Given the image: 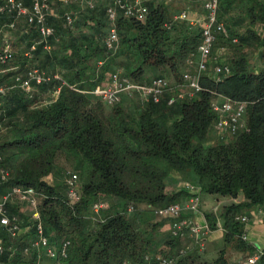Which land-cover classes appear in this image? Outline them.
<instances>
[{
    "label": "trees",
    "instance_id": "1",
    "mask_svg": "<svg viewBox=\"0 0 264 264\" xmlns=\"http://www.w3.org/2000/svg\"><path fill=\"white\" fill-rule=\"evenodd\" d=\"M30 1L22 0L25 6ZM85 1H92L93 7L80 0H50L47 24L55 30L51 37L43 39L35 26L25 24L24 49L30 56L18 57L20 77L0 99L3 166L11 169L12 155L19 162L1 188L36 191L44 235L52 245L70 242L65 264H145V256L174 254L182 245L171 237L170 221L149 225L140 213L143 209L153 214L189 195L185 187L166 191V180L173 177L199 194L241 196L243 202L222 209L223 240L248 251L243 225L235 217L264 206V0H218V21L227 34L218 36L213 55L229 74L219 80L203 76L201 91L192 98L174 97L171 105L173 96L165 92L158 103L139 99L125 108L121 99L133 101L138 93L121 94L118 102L108 105L92 92L108 88L116 73L138 85L159 77L178 84L183 71H190L186 61L201 42L200 30L175 19L176 1L143 0V22L118 15V43L110 51L104 44L107 2ZM66 15L72 18L70 24ZM251 52L257 54L256 64ZM32 69L49 80L27 93L20 81ZM150 71L157 75L149 79ZM215 95L245 103L246 127L211 143ZM58 161L65 167L59 169ZM72 173L78 177V199L73 203L66 193V178ZM96 202L107 207L94 215L91 207ZM18 211L10 205L9 213L23 227L34 224ZM206 219L213 231V216ZM32 233L33 228L27 230ZM0 237L5 248L0 264H39L35 255L23 254L29 240L12 239L5 231ZM202 255L192 251L175 264H229L225 248L213 261H202Z\"/></svg>",
    "mask_w": 264,
    "mask_h": 264
},
{
    "label": "built area",
    "instance_id": "2",
    "mask_svg": "<svg viewBox=\"0 0 264 264\" xmlns=\"http://www.w3.org/2000/svg\"><path fill=\"white\" fill-rule=\"evenodd\" d=\"M92 8V1L80 0ZM107 2L106 16L109 23L108 34L104 40V44L108 50H114L118 43V35L116 32L115 21L118 15L124 18L135 19L143 22L147 15V8L143 4V0H105ZM201 4L204 15L199 19H190L188 14L183 11L175 16L176 20L185 21L190 27L200 30L201 42L197 46L196 51L188 57L186 63L190 71L182 73V84L186 92L179 96H173L169 99L168 105L173 104L175 98L182 99L184 97L192 98L193 95L201 91L200 80L203 76H209L219 80L221 74H229V69L223 65L216 63V56L213 55L215 45L219 35H226L227 31L222 22L218 21V0H196ZM1 11H7L13 17V22L9 25L14 28V22L24 19L27 25H33L37 29L41 38L45 39L54 35L55 30L47 24V18L52 13L50 0H31V6L28 8L19 0H5ZM67 24L72 22L70 15L65 16ZM233 43L236 39H233ZM13 59V53L5 47L0 52V67L7 66ZM101 64V63H99ZM211 67V70L209 68ZM56 79H58L56 77ZM43 74L37 70H28L25 78L20 81V88L29 93L33 90V86L48 81ZM111 85L108 88H97L92 92L108 105H113L120 100L121 94H131L133 92L142 96L144 102L152 101L158 103L165 92H171L172 87L165 78H155L147 84H133L126 78L120 77L119 73L112 76ZM9 88L0 84V99L8 92ZM59 90L54 92L57 95ZM175 97V98H174ZM211 109L216 114L217 120L214 125L215 134L223 137L235 135L246 127L245 111L246 105L243 102L232 101L221 95H215V99L211 103ZM2 129L0 123V130ZM10 173L3 166V159L0 156V189L9 180ZM78 177L76 174H68L66 178L67 198L73 203L78 199L77 194ZM186 191L190 194L187 202L183 205L179 203L170 204L157 208L153 211V215L160 219H167L169 223V233L176 240H188V244L182 246L171 255H148L145 256V264H175L178 259L183 258L189 252H196L202 255L205 251V240L212 232L208 222L198 223L191 216L198 212L200 197L198 189L192 186H186ZM38 194L33 188L12 187L5 194L0 196V227L12 239L21 237L24 231L33 228L28 244L23 248L24 255H35L37 260L47 258L51 264H65L68 257V249L70 242L65 240L52 245L49 239L44 235L38 212ZM14 200H18L21 204L27 206L31 213L30 218L34 224L30 227H23L21 221L14 214L9 213V207ZM107 205L104 202H96L92 205L91 211L94 215L100 210L105 209ZM259 210L264 213V206H260ZM128 213L133 212L131 206L127 209ZM242 223L247 221L246 217L240 218ZM246 240L245 235L242 236ZM11 249V248H10ZM13 250V249H12ZM5 252L3 241L0 239V255ZM262 251H257L235 264H260Z\"/></svg>",
    "mask_w": 264,
    "mask_h": 264
},
{
    "label": "crops",
    "instance_id": "3",
    "mask_svg": "<svg viewBox=\"0 0 264 264\" xmlns=\"http://www.w3.org/2000/svg\"><path fill=\"white\" fill-rule=\"evenodd\" d=\"M22 2V0H19ZM176 3L179 2L182 5L179 13L185 11L188 14L190 19H199L204 15L203 9L201 4L196 0H175ZM5 0H0V8L4 5ZM23 3V2H22ZM24 5V3H23ZM25 6V5H24ZM31 6V1L29 6ZM177 13V15L179 14ZM13 22V17L11 14L3 13L0 10V52L5 48L8 47L13 53V59L8 63L7 66L0 67V84H7L11 83L16 78L18 70H19V63L18 57L29 58L30 52L25 50V45L27 43V39L25 37V21L17 20L14 22V28H10V24ZM221 54V53H220ZM223 63L224 60L220 59ZM187 70H184L185 72ZM23 77V76H22ZM170 86L172 90L170 94L172 96H179L186 92V89L183 85H176L173 80H169ZM177 185L178 189L173 192H176L183 187L188 186L187 184L182 183ZM8 189H0V196L5 194ZM167 191V190H166ZM190 194L186 198H182L178 203L183 205L187 202ZM200 201L206 200L212 203L210 208H199L198 212L193 214L191 217L198 223L208 222L206 219V215L213 216L215 220V229L207 236L205 240V251L203 253V258L206 261H213L219 255V252L225 248V256L229 262V264H235L237 261L244 259L245 257L249 256L250 254L257 252V251H264V213L259 210L260 206H253L246 210L245 212L237 215L235 217V221H238L241 225H243V235H245L246 240L243 242L249 247L248 251H242L233 245L232 243H225L223 240V236L225 233V229L223 227L224 220L220 215L222 209L224 207L230 206L232 204H239L243 202V198L239 196L236 199H231L228 197H220L216 195H206L203 196L199 194ZM11 205H14L16 209L20 210L22 215L26 218L30 216V209L21 204L18 200H14ZM20 211H18L20 213ZM20 213V214H21ZM20 216V215H19ZM246 217L247 221L242 223L240 218ZM0 231H5L4 228L0 227ZM242 235V236H243ZM1 239V237H0ZM21 239H25L26 241L30 239V235L27 234L25 230ZM21 240V241H22ZM188 244V240H182L181 245L185 246ZM168 249V248H166ZM39 264H51V261L47 258H42L39 260Z\"/></svg>",
    "mask_w": 264,
    "mask_h": 264
},
{
    "label": "rangeland",
    "instance_id": "4",
    "mask_svg": "<svg viewBox=\"0 0 264 264\" xmlns=\"http://www.w3.org/2000/svg\"><path fill=\"white\" fill-rule=\"evenodd\" d=\"M173 1H175V0H173ZM177 5H178V8H179V10L178 11H180V9L182 8V5H180L179 4V2L178 3H176ZM179 13V12H178ZM256 57H257V54H255L254 52H251V62H253V63H257V59H256ZM10 63V62H9ZM257 67H256V69L259 67V65H256ZM209 70H211V67L209 68ZM21 75V74H20ZM147 75H148V78L150 79V78H152V76H154V75H157L156 73H154V72H148L147 73ZM182 75V74H181ZM180 77V76H179ZM147 78V79H148ZM166 78V80H168L169 81V77H165ZM168 78V79H167ZM171 79V78H170ZM180 81H181V79H180ZM179 81V83L178 84H176V85H181L182 83V81L180 82ZM10 83H7V84H5V86H8ZM34 89V88H33ZM35 90V89H34ZM34 90H32V91H34ZM31 91V92H32ZM31 94V93H30ZM29 94V95H30ZM53 96V98L56 96V95H52ZM43 99H47V96H45V97H43ZM131 99H133V101H129L130 99L129 98H122L121 99V102L122 101H124V105H123V107L125 108V107H127V106H130V105H132L133 103L135 104V103H137V101L138 102H140L141 100H143V98H142V96H140V95H134V96H132V98ZM139 99H141V100H139ZM130 102H132V103H130ZM130 108V107H129ZM129 111L130 112H132V110H130L129 109ZM226 138V136H223V137H221V136H219V135H217V134H214L213 135V138H212V140H211V143H215V142H218V141H222V139L224 140ZM12 154V153H11ZM18 162H19V157L17 156V155H12L11 156V159H10V168L11 169H9V173L11 174V170H13L16 166H17V164H18ZM59 162V165H61V166H59L58 168L59 169H62V166H63V168L65 167V163H64V161H58ZM67 170H71V169H67ZM61 171H59V173H60ZM61 175V174H60ZM179 183H181L180 185H182V183H183V181L179 178V177H173V178H168L167 180H166V190H167V192H173V191H175L176 189H178V187H177V185L179 184ZM183 185H184V183H183ZM203 196H205V194H202ZM211 205H212V203H210V202H208V201H200V204H199V208H210L211 207ZM144 212V213H143ZM140 213L142 214V216H143V221H146L147 222V224H149V225H152V224H156L158 221H161V219H159V218H157V217H155L152 213H149V212H146L145 210H143V209H140ZM159 223V222H158ZM157 223V224H158ZM163 231V234L164 233H166V230H167V228H165V229H162ZM159 235H160V233H159ZM203 256V255H202ZM202 261H205V259L202 257Z\"/></svg>",
    "mask_w": 264,
    "mask_h": 264
}]
</instances>
